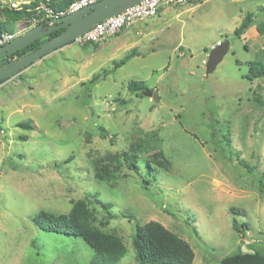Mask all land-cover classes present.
Segmentation results:
<instances>
[{"label": "rangeland", "instance_id": "374dc122", "mask_svg": "<svg viewBox=\"0 0 264 264\" xmlns=\"http://www.w3.org/2000/svg\"><path fill=\"white\" fill-rule=\"evenodd\" d=\"M30 1L0 0V21L3 8ZM247 13L252 26L238 37ZM226 39L229 52L207 75L212 48ZM132 50L139 54L115 68ZM254 61L264 64V0H192L100 43L66 44L0 83V264H89L95 251L84 238L33 221L79 199L104 231L121 236L127 250L117 264H138L136 221H157L188 241L193 264L264 253V107L254 100L264 99V77H245ZM132 80H145L160 100L129 90ZM117 165L118 179L97 177ZM96 197L111 204L112 218Z\"/></svg>", "mask_w": 264, "mask_h": 264}, {"label": "trees", "instance_id": "16d2710c", "mask_svg": "<svg viewBox=\"0 0 264 264\" xmlns=\"http://www.w3.org/2000/svg\"><path fill=\"white\" fill-rule=\"evenodd\" d=\"M41 1L59 10L67 7L74 0H34L25 3L23 9L5 7L3 8V12L6 15V20L5 22L0 21V34L5 31L13 32L15 30V23L20 20L30 24L34 17L40 16L37 15V7L41 4ZM252 22L251 13H247L242 23L235 28L234 34L238 37H243L247 30L251 28ZM3 24L5 26H3ZM64 29L65 28L55 30L50 35L40 38L30 43L28 46L17 50L13 55L17 58L38 49L47 39L59 34ZM138 54L139 52L136 50L130 51L121 60L115 62V68H119L127 60ZM4 63L5 62L2 64ZM100 76L101 75L98 74L91 79L89 85L96 84ZM245 77L250 80L264 77V64L261 61L252 62ZM9 78L10 77L0 81V83ZM128 88L133 92L141 94L142 90L148 87L145 80H132L129 82ZM254 100L258 105L264 107V99L261 95H255ZM21 124L24 127L32 128V124L29 121ZM212 133L216 138L215 129ZM224 139L225 142L223 140H216L215 144L218 148L221 149L224 144H227L228 138L225 137ZM123 156L124 162L130 169L139 171V160L134 153L125 151ZM240 164L247 168L250 173L255 169L254 166L243 159H240ZM120 169V165H117L113 170L101 168L100 171L98 169L99 172L97 177L108 181L116 180L118 179V171H120ZM258 181L261 190L264 192V175H260ZM148 182V179H144L145 188H147ZM96 198L97 203L106 211L109 218H112L114 215L111 210V204L98 197ZM232 210L233 213H236V209L233 208ZM123 215L127 216L129 220L133 222L132 217L125 214ZM33 221L46 231L81 236L84 238L95 251L89 264H117L126 254L127 249L121 236L114 232L104 231L97 224L98 217L85 199L74 201L73 207L66 213H55L45 210L40 211L35 214ZM233 226L237 230H242L243 228H247L248 225L243 223L239 226L237 222H234ZM133 240L138 264H193L195 260L196 253L192 245L157 221H151L145 224L136 221L134 223ZM219 264H264V253L259 250L243 251L241 249L225 255Z\"/></svg>", "mask_w": 264, "mask_h": 264}, {"label": "water", "instance_id": "95a60500", "mask_svg": "<svg viewBox=\"0 0 264 264\" xmlns=\"http://www.w3.org/2000/svg\"><path fill=\"white\" fill-rule=\"evenodd\" d=\"M138 1L140 0H100L62 17L50 18L46 22L39 23L25 33L16 36L11 41L0 46V64L5 62L0 65V81L26 69L48 53L72 43L78 35L88 31L96 23L122 12ZM61 28L65 29L47 39L38 49L7 61L17 50ZM229 49L230 41L228 39L212 48L206 62L207 75L215 71L229 52ZM184 64L187 66L186 59H184ZM142 93L146 96H152L157 101L160 100L158 90L147 88L142 90Z\"/></svg>", "mask_w": 264, "mask_h": 264}, {"label": "built area", "instance_id": "2783aa9c", "mask_svg": "<svg viewBox=\"0 0 264 264\" xmlns=\"http://www.w3.org/2000/svg\"><path fill=\"white\" fill-rule=\"evenodd\" d=\"M100 0H74L63 9H54L47 3H42L37 7V15L33 20L22 25L20 29L13 32L5 31L0 34V46L11 41L16 36L23 34L39 23L46 22L50 18H59L69 13H73L81 8L92 5ZM192 0H140L132 6L126 8L113 16H110L96 23L88 31L78 35L74 43L83 45L86 43H100L110 37L117 35L121 30L139 21H145L157 16L161 9L167 5H184ZM25 3H12V8L23 9ZM219 44V43H218Z\"/></svg>", "mask_w": 264, "mask_h": 264}, {"label": "flooded vegetation", "instance_id": "af4514ba", "mask_svg": "<svg viewBox=\"0 0 264 264\" xmlns=\"http://www.w3.org/2000/svg\"><path fill=\"white\" fill-rule=\"evenodd\" d=\"M13 58H15V56H14V55H13L11 58H8V59H7V61H8V60H10V59H13ZM1 64H2V63H1ZM1 64H0V65H1Z\"/></svg>", "mask_w": 264, "mask_h": 264}, {"label": "crops", "instance_id": "0c3cea01", "mask_svg": "<svg viewBox=\"0 0 264 264\" xmlns=\"http://www.w3.org/2000/svg\"><path fill=\"white\" fill-rule=\"evenodd\" d=\"M42 3H45V2H44V1H41V4H42ZM41 4H40V5H41ZM19 23H20V22H19ZM24 33H25V32H24Z\"/></svg>", "mask_w": 264, "mask_h": 264}]
</instances>
